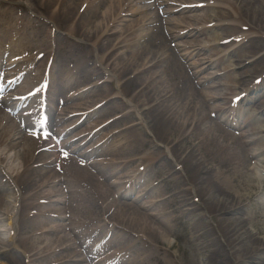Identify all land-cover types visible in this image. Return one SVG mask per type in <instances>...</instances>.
Returning <instances> with one entry per match:
<instances>
[{"label": "rangeland", "instance_id": "obj_1", "mask_svg": "<svg viewBox=\"0 0 264 264\" xmlns=\"http://www.w3.org/2000/svg\"><path fill=\"white\" fill-rule=\"evenodd\" d=\"M132 1L138 2L139 0H49L48 3H44V0H0V73L1 76L2 73L7 74V77L3 78V81L6 82L3 83L9 86L8 91L0 92V117L9 120L6 124L9 125L10 123L11 125L5 126L6 129L21 131V134L14 138L12 137L13 133H11L8 140H6V147L0 149V154L3 152L6 155V161L0 162V167L5 171L11 168L19 174L27 173V175H31L30 171L35 173L36 167L42 166L41 161L43 158L41 155L46 152V146L44 139L42 141L38 136L44 137L41 135L43 128L41 126L37 127L36 130L34 128L35 123L41 125L37 87L41 85L45 77V69L49 66L48 106L41 114H44L42 119L43 123L46 124V130H48L46 137L49 139L47 140L48 143L54 141L59 147V152L55 153L54 156L45 155V157L53 160L49 174L63 175L62 170L64 169L69 174L72 172L71 176L76 173L80 177L89 178L93 176L96 179L107 173L109 178H103L102 184L104 183L108 204H110L109 209L104 211L100 203H95L93 200L96 197L91 194L92 188L86 187L83 188L86 195L81 200L69 194L64 196V202L52 204V206L65 209L67 206H73L76 201L80 204V207L86 206L89 211L98 212L99 220L102 222L108 217L105 216V212H111L112 217H115L116 213L120 211L124 212L126 216L136 212L144 216L148 224L156 228L161 227V221L157 215H154L157 206L152 204V200L158 199L159 195L168 197L181 194L185 188H188L193 171L186 156L192 148L196 150L194 148L196 144L204 141V132L202 133V128L201 130L198 129L197 132L194 131L199 142L187 140L186 143L182 144V147L175 148L173 150L174 154L169 156L166 150L169 153L170 151L161 144L160 140H157L165 136V139H163L166 142H164L165 145L172 149V144L169 143V137L165 134L164 128L158 126L159 106L152 103L150 105L151 109L145 112L148 118L147 125L151 132L148 133V130H144V127L136 126L134 130L130 129L126 134L129 142L135 141V143H132L135 148L132 149L133 153H129V148L125 145L123 149L126 152L122 155V159L125 162L134 161V163L122 167L118 173L119 175L113 174L115 172L113 167H109L107 164L115 159L112 157L100 159V156L110 146L114 145V142L108 140L106 136V125L101 122L106 121V119L109 120V116L105 118V115L111 111L116 103H104L108 99L116 97L117 93L120 96L127 93L135 95L138 91L136 85L140 83L141 79L147 81V84L155 86L160 78V72L163 71L164 77L169 79L172 86V97L167 101L170 102L174 98L173 100H176L178 105L177 111H179L182 105H186L183 103L187 94H189V90L205 92L208 88V85L197 84L202 81L206 73L203 72L199 76H195L191 65L192 63L201 62L207 56L212 55L213 52L206 49L198 56L190 59L178 58L172 49V46L176 43L172 42L170 36H168L167 30H165L166 26L164 27L162 20L175 21L171 27L166 29L178 32L182 30L181 27L185 26V23L181 20L188 14L168 13L167 16H159L157 23H149L148 19L152 18L151 14H153L157 5L164 3L163 0H144L137 5H134L135 3H132ZM167 1L172 2L175 0ZM168 8L169 6L166 9ZM211 34L197 37L195 40L206 39L205 37L212 36ZM223 34L229 35L231 32L228 30L217 31L213 36ZM189 43L190 40L183 39L180 45L186 47ZM114 49L116 50L112 53ZM134 53H137V55H133ZM129 60H133V64L135 63V67L138 69V71L135 69L136 74L122 73L120 64L128 63ZM234 60H236V57L228 60L227 63L232 64ZM21 61L22 63L17 65ZM218 67L219 65H217V69ZM234 80L235 76L229 75L217 79L218 84L223 87L221 88L223 94L229 93L228 96L224 95L225 99L221 101L224 106L221 116H230L235 109L242 110L244 112L243 117L244 115H250L247 106H244V102L247 99L251 100V98L239 99L241 95H244V93L236 94L241 88L234 89V91L229 88L226 90V86ZM247 80L248 78L241 79L239 84L245 83ZM239 84L234 83L236 86H239ZM35 89V95L28 102L25 101L24 104L18 105L14 112L8 110L2 102L3 99L12 98L9 105L16 104L18 99H23L26 93H30ZM261 92L262 97L256 100V106L252 109L253 113L260 110V101H264V89ZM104 98L107 100H104ZM194 99L198 102L202 101L200 95H197ZM117 101L123 106L124 102L121 99ZM99 104H101L100 107H98ZM28 109L33 118V123L26 126L22 117ZM126 113L127 111H124V114ZM190 114L193 115V112L191 111L187 115L184 114L185 119H190ZM129 118L133 120L134 116L132 115ZM215 119L219 120V116L217 115ZM102 125L104 126L101 129L89 135L93 129ZM262 126L264 127V124ZM121 127L118 129H121ZM232 127L227 126L224 129L237 133ZM1 129L2 125H0V132ZM60 133L65 134L62 135V138L53 139L58 137ZM29 135L36 138L28 141L34 155L32 154V161L28 164L29 168L25 169L24 163L21 158H17V154H20L24 149L27 143L25 138H28ZM70 140L73 141L70 142ZM65 142L70 144L65 145ZM79 143H83L84 147H78ZM11 145H13V149H10ZM86 151H92L89 157L87 155L84 157L83 154ZM204 152H210V148L202 146L195 154L200 159L201 154ZM67 159H76L78 162L76 167L78 168H73L71 164L67 163ZM91 162L94 169L89 170V163ZM103 163H106V165L104 166ZM46 176L48 175L45 174L40 178H35L36 182H31L32 177H30L28 185L26 184L24 188H15L18 195L17 198L15 197V203H13L14 195L10 194L13 187H10L11 190H7L4 194V204H9L10 209L7 211L5 207H2L1 210L7 216L10 215L14 218V226L11 231L10 227H7L6 216L0 217V230L6 231V234H1L0 238L6 246L10 245L9 237L18 226H21L20 229L25 231H22L19 235L15 234V236L18 239H23L42 221L38 218L33 219L34 221L32 219L29 222L24 221L27 212L24 209V203H21L22 198H31L32 200L27 203H33V201L36 202L44 196L50 195L52 190H63L64 181L67 180L64 175L58 185H56L55 180L52 183L50 180L46 185H41ZM119 176L120 178H118ZM181 186H185V188H181ZM164 196L161 198H164ZM175 207V204L169 205L166 212L170 213ZM250 213L251 211L246 210L240 214L239 218L246 219L250 216ZM195 220L196 217L180 216L177 222L175 221L166 226L164 228L167 233V238L164 239L165 243L161 242L159 236L148 233L138 245H133L135 238H129L124 242V245L120 246L130 247L133 245L136 248L132 251L138 250L143 256H149L154 252L153 256L155 258L168 260L164 252L167 248L166 245L170 244L172 249L169 252L171 255L169 260L175 261L176 264H208L207 262L202 263V260L208 256L206 247H195L189 234L188 224ZM52 222L62 224V221ZM205 222L211 228L213 223L207 216ZM63 223H66V221H63ZM135 225H132L134 230ZM127 226L130 225H118L115 230L112 228L109 230L101 229L90 236H85V234H81L75 229L66 230L60 235L65 236V239L71 241L74 246H78L72 247L73 252H84L86 246L98 241L101 233L112 232L114 238H116L118 228L127 230ZM250 230L254 233L253 228L250 227ZM197 236L199 243L208 239L204 234V230L199 232ZM255 237L261 238L257 235ZM12 248H15V251ZM105 250L97 256H92L89 262L74 264H109L113 249L105 247ZM21 252L24 253L23 249L20 250V247L1 248L0 264H8L7 258L13 264H17L18 254ZM47 254L51 253L46 252L44 256ZM62 255H65V251L62 252ZM130 256H132L131 252L126 259L130 260ZM258 257L263 258V255H258ZM120 264H124V262ZM146 264L156 263L155 260L147 259ZM246 264H256V261L255 263L248 262Z\"/></svg>", "mask_w": 264, "mask_h": 264}, {"label": "bare ground", "instance_id": "obj_2", "mask_svg": "<svg viewBox=\"0 0 264 264\" xmlns=\"http://www.w3.org/2000/svg\"><path fill=\"white\" fill-rule=\"evenodd\" d=\"M143 1H132V3L137 5ZM48 2L49 0H44V3ZM163 2L162 5L156 6L153 14H151L152 18H149L148 22L157 23L159 16H167L168 13L188 14L181 20L185 23V26L181 27V31L174 32L166 29L171 27L175 21L169 22L162 18V23L164 27L166 26L165 30H167L172 42L176 43L172 46V49L178 58L190 59L198 56L206 49L213 52L212 55L207 56L201 62L192 63L191 65L195 76H199L203 72L206 73L202 81L197 84L208 85V88L205 92L189 90V94H187L183 103L186 105H182L179 111H177L178 105L177 101L173 100L174 98L170 102L167 101L172 97V86L169 79L164 77L163 71L160 72V78L155 86L149 85L146 83L147 81L141 79L140 83L136 85L138 91L135 95L127 93L120 96L117 93L116 97L107 100L105 98L108 95L104 98V100H107L104 104L115 102L116 105L105 115V118L109 116V120L106 119L101 123H107L106 136L108 140L114 142V145L110 146L100 156V159L104 157L115 159L107 164L109 167H113L115 171L113 174H118L125 165L133 164L134 161L125 162L122 159V155L126 152L123 149L125 145L128 146L129 153H133L132 149L135 148L132 144L135 141L129 142L126 134L128 130H134L140 124L143 125L144 130H148V133L151 132L147 125L148 118L145 112L151 109L150 105L152 103L158 104V126L164 128L165 134L169 137V143L172 144V149L165 145L166 142L163 140L165 136L157 140H160L161 144L170 151L169 153L166 150L169 156H172L174 154L173 150L182 147V144L186 143L187 140L199 142L194 131L197 132L198 129L201 130L202 128L201 131L204 132V141L196 144L194 147L196 150L192 148L186 156L193 171L188 188L181 186V188H185L181 194L168 197L162 195L164 198L159 195L158 199L152 200V204L157 206L154 215H157L160 219L161 227H152L145 221L144 216L136 212L126 216L124 212L120 211L116 213L115 217H112L111 212H105V216L108 217L102 222L99 220L98 212L89 211L86 206L80 207V204L76 201L73 206H67L65 209L52 206V204L64 202V196L69 194L81 200L86 195L83 188L87 187L92 188L91 194L96 197L93 199L95 203L99 202L104 211L108 210L110 204H108L104 183L102 184L103 178H109L108 174H102L96 179L93 176L89 178L80 177L76 173L73 177L71 176L72 172L69 174L67 170L63 169V175L67 178L64 181L63 190H52L50 195H46L36 202L33 201V203H27L32 200L31 198L21 199V203H24V209L27 212L24 221L29 222L31 219L34 221L37 218L42 220L31 230L33 234L30 233L25 238L18 239L15 234L19 235L22 231H25L20 229L21 226H18L9 238V246H6L0 238V249L13 246L20 247V250L23 249L24 253L18 254L17 264L83 263L93 256L94 248H86L84 252H73L72 247L78 246H74L71 241L60 234L66 230L75 229L79 233L85 234V236H90L101 229L109 230L112 228L115 230L118 225H130L131 227L127 226V230L118 228L116 238H114L112 232L107 234L104 232L99 236V240L103 239L104 241L101 247L113 249L110 257L112 260L114 258L118 259L119 262L116 264L122 262L124 264H146L147 259L155 260L156 264H176L175 261L169 260L171 258L169 252L172 249L170 244L166 245L167 248L164 252L168 260L155 258L153 256L154 252L149 256H143L140 251H132V249H135L136 247H133V245L140 244L139 242L143 241L144 236L148 233L159 236L161 242L165 243L164 239L167 238V233L164 228L175 221L177 222L180 216L196 217L194 222H189L188 228L194 246L206 247L208 256L202 260V263L246 264L248 262L255 263L256 261V264H264V127L262 126L264 124V101H260V110L255 111L253 114L243 117L244 112L236 109L230 116H221L224 109L221 101L225 99L224 95L228 96L229 93L223 94L221 90L223 87L217 82V79L221 76H235V80L226 86V90L229 88L234 91V89L241 88L236 94L244 93V95H241L243 99L248 96L252 97V101H247L248 104H246L248 113L256 106V100L261 99V91L264 89V0H175L172 2L163 0ZM168 6L169 8L166 9ZM225 30L231 32V34L213 36L215 32ZM207 34L212 36L199 41L195 40L197 37ZM183 39L190 40L188 46L181 47L180 43ZM133 55H137V53ZM234 57H236V60L232 64H228L227 61ZM21 63L22 61L17 65ZM217 65H219L218 69ZM135 66L133 60H129L128 63L120 64V69L124 74H127V72L136 74L135 69L137 71L138 69ZM244 78H248L247 82L239 84V81ZM44 83L43 80L39 92H41ZM234 83L239 84V86L234 85ZM3 91H8L7 87ZM197 95L201 96V102L194 99ZM11 99L6 98L2 102L8 110L14 112L18 105L23 104V102L20 103L21 101L18 99L16 104L9 105ZM118 99L124 102L123 106L119 104ZM26 100L24 98L23 101ZM124 111H127V113L124 114ZM183 111L185 115L192 111L193 115L190 114V119H185ZM132 115L135 120L129 118ZM217 115L219 120L215 119ZM22 120L26 126L33 123L29 109ZM8 121L7 118L0 117V125H2L0 149L6 147V140H8L11 133H13V138L21 134L18 129L14 131L6 129L7 126L11 125L10 123L9 125L6 124ZM221 124L224 127L233 126L232 128L237 133L225 130ZM37 127L38 125L35 123L34 130ZM119 127L121 129H118ZM61 134H58V136H61ZM27 137L25 138L27 143L24 149L20 154H17V158H21L24 163L25 169L29 168L28 164L32 161V154L34 155L28 141L36 138L31 135ZM38 138L42 140V137L38 136ZM45 140L46 138H44ZM47 145L50 144L47 143ZM202 146L210 148V152H204L198 159L195 153ZM49 148L41 155L43 158L41 161L42 166L36 167L35 173L30 171L31 175H27V173H21V175L11 168L5 171L0 167V217L6 216L7 227L13 228L14 219L7 216L1 208L5 207L7 211L10 209L9 204H4V194L7 190H11L10 187H13L10 194L14 195L13 203H15V197L18 196L15 188H24L26 184L28 185L30 177H32L31 182H36L35 178L47 174L48 176L42 180L41 185H46L50 180L51 183L55 180L56 185L61 182L62 174H49L50 163L52 164L49 157L55 154V149L53 147ZM10 149H13V145L10 146ZM91 153L92 151L87 155H91ZM46 154L49 157H45ZM5 161L6 155L2 152L0 162ZM67 163L75 169L78 168L76 167L78 165L76 159H67ZM92 165L91 162L89 170L94 169ZM103 165L105 166L106 163H103ZM171 204H175L176 207L168 213L166 211ZM141 207L143 208V206ZM246 210L251 211L250 216L246 219H240V214ZM206 216L213 223L211 228L205 222ZM52 221H62V224ZM63 221H66V223H63ZM133 224H136L135 230ZM250 227L253 228L254 233H252ZM202 230H204V234L208 239L199 243L197 234ZM1 234L2 231L0 230V236ZM255 235L261 238H256ZM129 238L136 239L132 246H120L124 245V242ZM12 250L15 251V248H12ZM64 251L65 255H62ZM46 252L51 253L52 256L51 254L44 256ZM130 252L132 254L131 259L127 260L126 257H129ZM258 255H263V258H259ZM7 261L8 264H13L9 258H7Z\"/></svg>", "mask_w": 264, "mask_h": 264}]
</instances>
